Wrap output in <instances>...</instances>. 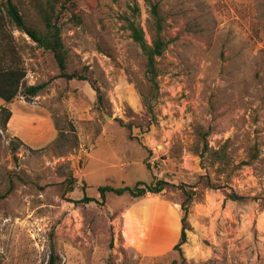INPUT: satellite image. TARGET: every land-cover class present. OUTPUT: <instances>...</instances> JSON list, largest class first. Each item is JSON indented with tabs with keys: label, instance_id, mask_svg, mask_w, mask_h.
<instances>
[{
	"label": "rangeland",
	"instance_id": "rangeland-1",
	"mask_svg": "<svg viewBox=\"0 0 264 264\" xmlns=\"http://www.w3.org/2000/svg\"><path fill=\"white\" fill-rule=\"evenodd\" d=\"M153 1L168 47L151 113L145 58L128 30L137 22L151 42L145 0L61 1L67 73L86 81L61 77L0 0L25 86L44 85L0 100L12 112L0 130V264H264V0ZM14 2L44 31L35 0ZM201 176L221 189L198 190L181 255L184 190ZM157 181L168 184L158 195L100 198L103 186ZM232 192L250 199L228 200Z\"/></svg>",
	"mask_w": 264,
	"mask_h": 264
},
{
	"label": "trees",
	"instance_id": "trees-1",
	"mask_svg": "<svg viewBox=\"0 0 264 264\" xmlns=\"http://www.w3.org/2000/svg\"><path fill=\"white\" fill-rule=\"evenodd\" d=\"M5 6L7 17L20 32L26 34L38 47L53 55L61 77L67 80H87L84 76L77 74H69L68 70V50L63 42L62 28L57 24L56 10L62 0H35V9L38 12L44 23V31H41L37 24L29 22L26 16L22 13L20 8L14 0H1ZM149 10V29L151 32V42H148L145 37L143 28L137 22L128 19V30L131 32V38L142 50L145 58V74L150 85V95L144 97V104L148 111L153 113L154 101L156 95L159 93V64L158 59L161 58L168 47V42L164 39V19L158 3L153 0H145ZM138 15L140 14V7L136 4L133 9ZM4 17V16H3ZM0 17V20L3 19ZM80 22V20H77ZM5 22H0V100L5 103H11L23 90L25 96L36 97L44 89V85L25 86V78L27 76L26 69L21 65L20 58L13 46L9 44L4 36L3 29ZM98 91V90H97ZM12 118V112L5 106H0V130H7V126ZM17 148L14 149L16 151ZM205 150H208L206 143ZM204 158V153H201ZM150 167V166H148ZM205 182L202 183V181ZM77 178L67 180L64 185H67L68 192H74L77 184ZM168 184L163 181H157L153 184L146 185L139 182L134 188L120 187L114 188L112 186H103L99 188L100 198L104 202L108 193L121 196L129 194L134 198L145 197L148 193L152 195L161 194ZM205 189H221L214 187L209 178L201 176L199 184L190 186L189 191L184 190L186 199L181 204L183 217L181 218V233L179 242L174 247L181 255L183 253L182 246L187 243V218L189 215V208L191 204L198 200L201 196L200 188ZM86 189V186H84ZM226 198L234 202H247L249 197L239 195L235 192L227 193ZM83 202L94 201L91 198H83ZM262 207L264 208V197L260 199ZM176 263V262H175ZM48 264H55L53 258Z\"/></svg>",
	"mask_w": 264,
	"mask_h": 264
},
{
	"label": "crops",
	"instance_id": "crops-1",
	"mask_svg": "<svg viewBox=\"0 0 264 264\" xmlns=\"http://www.w3.org/2000/svg\"><path fill=\"white\" fill-rule=\"evenodd\" d=\"M180 237V236H179Z\"/></svg>",
	"mask_w": 264,
	"mask_h": 264
}]
</instances>
